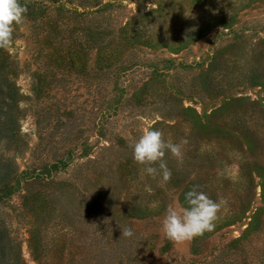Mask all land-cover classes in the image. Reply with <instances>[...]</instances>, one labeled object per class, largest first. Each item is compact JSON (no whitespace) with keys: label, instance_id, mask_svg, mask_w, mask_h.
<instances>
[{"label":"rangeland","instance_id":"1","mask_svg":"<svg viewBox=\"0 0 264 264\" xmlns=\"http://www.w3.org/2000/svg\"><path fill=\"white\" fill-rule=\"evenodd\" d=\"M19 2L0 52L8 264H264V0ZM145 129L187 141L166 183L133 160ZM194 185L227 203L211 232L170 240L166 210Z\"/></svg>","mask_w":264,"mask_h":264},{"label":"clouds","instance_id":"2","mask_svg":"<svg viewBox=\"0 0 264 264\" xmlns=\"http://www.w3.org/2000/svg\"><path fill=\"white\" fill-rule=\"evenodd\" d=\"M26 12L27 8L21 5L19 0H0V48H11L14 26L23 21ZM162 135L158 129H145L131 147L133 160L145 166V174L153 178L160 175L162 181L166 183L171 179L172 173L163 159L165 151L179 159L182 155L181 144H186L187 141L173 144L165 142ZM184 202L187 206L180 212L168 207L162 221L165 236L173 241L191 240L205 232H211L215 227L217 213L227 203L223 199L219 202L210 199L195 185L184 193ZM132 234L130 229L123 232L126 237Z\"/></svg>","mask_w":264,"mask_h":264},{"label":"trees","instance_id":"3","mask_svg":"<svg viewBox=\"0 0 264 264\" xmlns=\"http://www.w3.org/2000/svg\"><path fill=\"white\" fill-rule=\"evenodd\" d=\"M1 50L2 48H0V52ZM4 61L5 59L0 60V145L3 142H10L14 133L18 131V119L13 115L15 90L5 73L6 64ZM12 165L14 166L12 158L8 157L0 147V203L5 202L10 196V185L16 179L17 168H12ZM17 246L14 239L7 233L3 221L0 220V264H8L10 262L9 255L13 252L15 253L14 261H16L18 258Z\"/></svg>","mask_w":264,"mask_h":264}]
</instances>
